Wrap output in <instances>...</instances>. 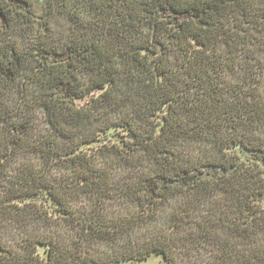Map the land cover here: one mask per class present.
Segmentation results:
<instances>
[{
	"label": "trees",
	"instance_id": "obj_1",
	"mask_svg": "<svg viewBox=\"0 0 264 264\" xmlns=\"http://www.w3.org/2000/svg\"><path fill=\"white\" fill-rule=\"evenodd\" d=\"M263 80L264 0H2L0 264H264ZM171 197L166 228L107 251Z\"/></svg>",
	"mask_w": 264,
	"mask_h": 264
},
{
	"label": "rangeland",
	"instance_id": "obj_2",
	"mask_svg": "<svg viewBox=\"0 0 264 264\" xmlns=\"http://www.w3.org/2000/svg\"><path fill=\"white\" fill-rule=\"evenodd\" d=\"M31 1L34 4L35 14L40 15L44 9L45 0H31ZM0 2H2V0H0ZM50 21L54 32L53 35L55 36L57 41L59 42L65 41L68 35L70 34V20L68 14L66 12L55 13L51 17ZM36 27H39L38 24H36ZM14 37L17 39L16 35H14ZM23 42H24L23 40H20V43ZM261 88L264 91V80ZM10 97L11 98L16 97V91H14V89L10 91ZM41 114L42 113L40 112L38 115L40 116ZM44 122L45 121L44 119H42V117L39 118L38 126L40 130L44 129L45 127ZM112 130L113 129H110V131ZM185 149H189L193 153L209 154L212 152V148L208 144H204V143L188 144L185 146ZM103 157H104L103 159L107 157L111 158L110 155ZM25 160L37 162L38 158L34 153L24 151L21 152L16 159L17 163ZM119 169L120 170L117 172L116 177H119L123 175L124 172H127V169H124L123 166H120ZM122 169L125 171H121ZM182 199L183 198L181 197H171L158 209L157 214L153 217L152 220L150 219L147 222L138 223L132 226V228H130L129 232L126 235H124V237L120 238L111 247L110 246L107 247V249H109L107 251H120L122 250V247L128 243L133 244L135 241L141 242L143 240L149 239L151 236L157 235V233H159L162 229L166 228L167 225L170 223V215L172 212L174 213L176 211V208L182 202ZM74 202L76 203L77 207H81V208H83V206L88 205L89 203L85 197L75 198ZM108 205H110L109 207H111L114 210L115 215L116 214L130 215L133 213L134 210H136V205L133 204L132 206L131 202L128 200H122V201L116 200V203H109ZM39 224H41V227L42 225H44V223L42 222H39ZM51 225L53 224H50V226ZM3 230H4L3 235L5 236L4 239L7 238L8 240L12 241L13 239L16 240V238H20L21 236L19 229L3 228ZM202 257L203 256L198 257L197 258L198 261L195 260L194 262L185 258L182 260L180 259L178 261L179 264H202ZM161 258H162L161 256L152 255L148 263L153 262V264H164V262L161 261Z\"/></svg>",
	"mask_w": 264,
	"mask_h": 264
},
{
	"label": "water",
	"instance_id": "obj_3",
	"mask_svg": "<svg viewBox=\"0 0 264 264\" xmlns=\"http://www.w3.org/2000/svg\"><path fill=\"white\" fill-rule=\"evenodd\" d=\"M155 256H158V255H155ZM150 257L151 256H149V257H147L146 259H143V260H127V261H121V262H108L106 264H153V262L148 263ZM161 261H163L164 264H166L163 258H161Z\"/></svg>",
	"mask_w": 264,
	"mask_h": 264
}]
</instances>
